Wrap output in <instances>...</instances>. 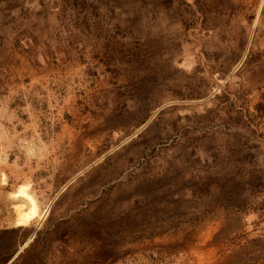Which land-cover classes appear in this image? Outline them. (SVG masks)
Returning <instances> with one entry per match:
<instances>
[{
	"label": "rangeland",
	"instance_id": "obj_1",
	"mask_svg": "<svg viewBox=\"0 0 264 264\" xmlns=\"http://www.w3.org/2000/svg\"><path fill=\"white\" fill-rule=\"evenodd\" d=\"M0 264H264V0H0Z\"/></svg>",
	"mask_w": 264,
	"mask_h": 264
}]
</instances>
